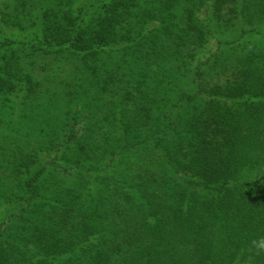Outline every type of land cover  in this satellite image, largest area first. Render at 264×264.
<instances>
[{"label": "trees", "instance_id": "16d2710c", "mask_svg": "<svg viewBox=\"0 0 264 264\" xmlns=\"http://www.w3.org/2000/svg\"><path fill=\"white\" fill-rule=\"evenodd\" d=\"M13 28L0 264H264V0H0Z\"/></svg>", "mask_w": 264, "mask_h": 264}, {"label": "rangeland", "instance_id": "374dc122", "mask_svg": "<svg viewBox=\"0 0 264 264\" xmlns=\"http://www.w3.org/2000/svg\"><path fill=\"white\" fill-rule=\"evenodd\" d=\"M7 33L5 34V36H2L0 35V40L1 39H4V38H7L8 37V34H11V33H16V35H19L21 34V31H19L18 29H10V30H6ZM27 33L23 32V35H26ZM28 35V34H27ZM2 36V37H1ZM16 38L18 36H15ZM29 38H31L29 36ZM5 186L4 185H0V192L3 193L5 192L3 190ZM6 189L7 191H9V195H7V193L5 192L4 194V198H6L7 201L3 200L2 198H0V230L1 229H4L5 228V220L8 216V214L12 213V212H15L14 209H18L19 207V202H18V199L15 196V192H16V189H15V184H10V185H7V188H4ZM10 192L12 193L10 195ZM7 196H12L14 197L13 199H11L10 201L7 199Z\"/></svg>", "mask_w": 264, "mask_h": 264}, {"label": "clouds", "instance_id": "9594fccd", "mask_svg": "<svg viewBox=\"0 0 264 264\" xmlns=\"http://www.w3.org/2000/svg\"><path fill=\"white\" fill-rule=\"evenodd\" d=\"M251 244L252 247L249 250L251 251L252 248H255L254 255L258 256L261 254V252H264V237H261L258 240H253Z\"/></svg>", "mask_w": 264, "mask_h": 264}]
</instances>
